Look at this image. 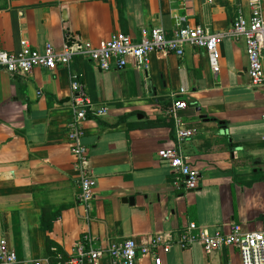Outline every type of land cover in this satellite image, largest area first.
Returning <instances> with one entry per match:
<instances>
[{
	"label": "crops",
	"instance_id": "0c3cea01",
	"mask_svg": "<svg viewBox=\"0 0 264 264\" xmlns=\"http://www.w3.org/2000/svg\"><path fill=\"white\" fill-rule=\"evenodd\" d=\"M239 4L246 10V0H0V51H18L21 40L60 50L66 35L95 45L117 33L139 41L150 28L171 37L178 25L222 34L217 74L202 51L188 46L181 57L152 53L146 69L101 71L87 59L72 60L93 105L108 108L84 123L96 182L89 225L95 248L156 236L175 242L191 223L210 234L233 225L264 231V88L251 87L245 42L228 34ZM180 89L186 108L179 115L195 133L181 147L199 173L195 190L175 186L158 158L175 145L166 105ZM70 119L64 68L0 71V240L16 264H49L46 238L69 256L87 229L66 139ZM61 209L45 228L41 212ZM159 257L161 264H241L235 249L208 255L200 243L183 250L173 244ZM135 264L154 260L143 256Z\"/></svg>",
	"mask_w": 264,
	"mask_h": 264
},
{
	"label": "built area",
	"instance_id": "2783aa9c",
	"mask_svg": "<svg viewBox=\"0 0 264 264\" xmlns=\"http://www.w3.org/2000/svg\"><path fill=\"white\" fill-rule=\"evenodd\" d=\"M246 7L245 10L241 4L237 6L228 34L236 39L242 38L245 42L247 75L251 87L264 88V3L263 0H246ZM221 38L222 34L209 32L200 26L178 25L171 37L166 36L162 28H150L140 31L139 41L129 35L117 33L110 40L95 45L66 35L60 50H56L51 44H45L41 50L34 49L28 41L21 40L18 51H0V71L9 75L29 74L35 68L51 71L57 66L67 71L71 119L66 126V139L73 157V168L78 175L77 198L83 209L87 229L66 259L54 247L51 248L58 260L57 264H135L136 260L143 256H152L154 264H161L159 251L168 253L173 244L183 250L194 243H200L208 255L218 249H235L241 264H264V231L247 232L239 225H233L229 233L216 231L210 234L191 223L175 242L156 236L143 244L128 239L98 248L93 246L89 230L96 182L88 168L89 151L83 143L84 123L88 118L104 117L108 108H96L93 105L84 91L80 75L73 71L72 60L87 59L101 71L123 70L130 65L146 69L152 53L163 56L173 53L181 57L184 47L188 46L202 51L212 72L217 74L220 69ZM183 93L185 90L180 89L173 94L167 112L168 118L173 122L175 145L171 149L160 150L158 158L172 170L176 180L175 186L195 190L198 187L199 173L188 163L181 151L182 145L195 136L193 130L184 125L179 115V112L186 108L185 102L177 98ZM262 119L264 120V113ZM45 260L49 263L47 258ZM16 263L15 252L8 247L5 239H1L0 264Z\"/></svg>",
	"mask_w": 264,
	"mask_h": 264
},
{
	"label": "trees",
	"instance_id": "16d2710c",
	"mask_svg": "<svg viewBox=\"0 0 264 264\" xmlns=\"http://www.w3.org/2000/svg\"><path fill=\"white\" fill-rule=\"evenodd\" d=\"M166 106H168V108H170L171 103H168ZM167 121L170 123V125L173 128L172 120L170 118H168ZM161 124L162 123L160 121H157V122H150V123L146 124V126L155 127V126H159ZM130 128L133 129L135 127H130ZM61 211H62V209L53 213V212H50L49 210H43L41 212V217H40L42 225L45 228H48L49 223H51L52 220H56L60 216ZM48 220H49V222H47ZM53 247L57 250L58 253H60L63 256L64 259H66L65 253L58 246H56V244H54V242H52L50 239L46 238V240H45V256L49 260V264H57L58 263V260L56 258L55 253H53L51 251V248H53Z\"/></svg>",
	"mask_w": 264,
	"mask_h": 264
},
{
	"label": "water",
	"instance_id": "95a60500",
	"mask_svg": "<svg viewBox=\"0 0 264 264\" xmlns=\"http://www.w3.org/2000/svg\"><path fill=\"white\" fill-rule=\"evenodd\" d=\"M64 14V16H65V13H63ZM125 202H129L130 200H128V199H126V200H124Z\"/></svg>",
	"mask_w": 264,
	"mask_h": 264
}]
</instances>
